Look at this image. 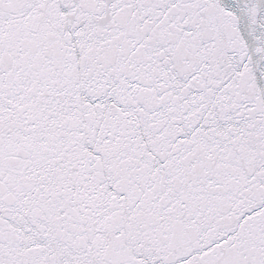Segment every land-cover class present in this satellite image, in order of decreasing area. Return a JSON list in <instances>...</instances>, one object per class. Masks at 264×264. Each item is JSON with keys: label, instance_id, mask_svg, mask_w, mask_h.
I'll return each mask as SVG.
<instances>
[{"label": "snow or ice", "instance_id": "snow-or-ice-1", "mask_svg": "<svg viewBox=\"0 0 264 264\" xmlns=\"http://www.w3.org/2000/svg\"><path fill=\"white\" fill-rule=\"evenodd\" d=\"M0 264H264V0H0Z\"/></svg>", "mask_w": 264, "mask_h": 264}]
</instances>
